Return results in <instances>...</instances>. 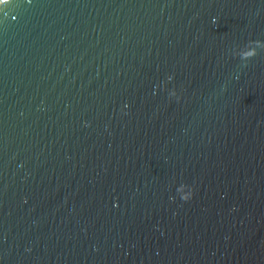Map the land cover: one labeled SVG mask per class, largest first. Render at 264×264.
Returning a JSON list of instances; mask_svg holds the SVG:
<instances>
[{
  "label": "water",
  "instance_id": "1",
  "mask_svg": "<svg viewBox=\"0 0 264 264\" xmlns=\"http://www.w3.org/2000/svg\"><path fill=\"white\" fill-rule=\"evenodd\" d=\"M0 264H264V0H0Z\"/></svg>",
  "mask_w": 264,
  "mask_h": 264
},
{
  "label": "clouds",
  "instance_id": "2",
  "mask_svg": "<svg viewBox=\"0 0 264 264\" xmlns=\"http://www.w3.org/2000/svg\"><path fill=\"white\" fill-rule=\"evenodd\" d=\"M168 79H169V80H171V79H172V77H171V76H169V77H168ZM170 95H172V96H175V95H176L175 91H172V92L170 93ZM125 107H127V106L125 105Z\"/></svg>",
  "mask_w": 264,
  "mask_h": 264
},
{
  "label": "snow or ice",
  "instance_id": "3",
  "mask_svg": "<svg viewBox=\"0 0 264 264\" xmlns=\"http://www.w3.org/2000/svg\"><path fill=\"white\" fill-rule=\"evenodd\" d=\"M8 2V0H5V4Z\"/></svg>",
  "mask_w": 264,
  "mask_h": 264
}]
</instances>
